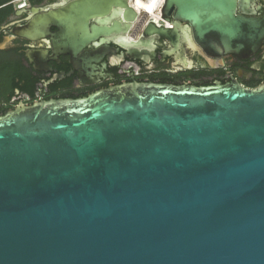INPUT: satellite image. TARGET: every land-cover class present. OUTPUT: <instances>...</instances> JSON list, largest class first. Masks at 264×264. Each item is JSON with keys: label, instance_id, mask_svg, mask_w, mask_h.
Masks as SVG:
<instances>
[{"label": "water", "instance_id": "1", "mask_svg": "<svg viewBox=\"0 0 264 264\" xmlns=\"http://www.w3.org/2000/svg\"><path fill=\"white\" fill-rule=\"evenodd\" d=\"M166 8L213 56L247 57L264 38L256 20L236 16V0ZM45 11L21 35L49 37L44 54L73 60L138 15L123 0ZM170 32L144 35L176 39ZM0 264H264V81L131 83L8 110Z\"/></svg>", "mask_w": 264, "mask_h": 264}, {"label": "flooded vegetation", "instance_id": "2", "mask_svg": "<svg viewBox=\"0 0 264 264\" xmlns=\"http://www.w3.org/2000/svg\"><path fill=\"white\" fill-rule=\"evenodd\" d=\"M17 1L0 0V113L35 102L85 99L131 83L201 87L235 81L253 90L264 81V38L247 57L210 55L198 44L191 25L176 19L175 10H167L166 0L154 16L138 13L127 31L93 40L86 47L92 55L75 60L44 54L49 37L34 41L21 35L45 9L66 0H24L20 9ZM235 14L256 20L264 31V0H236ZM151 28L174 32L176 39L146 37ZM55 31L51 27L48 32Z\"/></svg>", "mask_w": 264, "mask_h": 264}, {"label": "bare ground", "instance_id": "3", "mask_svg": "<svg viewBox=\"0 0 264 264\" xmlns=\"http://www.w3.org/2000/svg\"><path fill=\"white\" fill-rule=\"evenodd\" d=\"M162 0H132L131 4H135V11L137 13L145 12L146 14H151V16L155 15V8H160ZM157 3H159L157 5ZM130 4V2H129ZM157 5V6H156ZM144 9L145 11H141Z\"/></svg>", "mask_w": 264, "mask_h": 264}, {"label": "built area", "instance_id": "4", "mask_svg": "<svg viewBox=\"0 0 264 264\" xmlns=\"http://www.w3.org/2000/svg\"><path fill=\"white\" fill-rule=\"evenodd\" d=\"M129 2H130V6L133 7L134 9H136V8H135V4H131L132 0H129ZM24 4H25L24 0H18V1L16 2L15 7H16L17 9H20ZM158 4H159V3H157V5H158ZM157 5H156V6H157ZM158 9H159V7H157V9L155 8V11H154V12H156ZM141 11H145V10L142 9ZM142 13H144V12H142ZM148 15H151V14H148Z\"/></svg>", "mask_w": 264, "mask_h": 264}, {"label": "trees", "instance_id": "5", "mask_svg": "<svg viewBox=\"0 0 264 264\" xmlns=\"http://www.w3.org/2000/svg\"><path fill=\"white\" fill-rule=\"evenodd\" d=\"M3 114H5V113H0V116H2Z\"/></svg>", "mask_w": 264, "mask_h": 264}]
</instances>
